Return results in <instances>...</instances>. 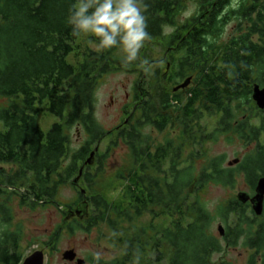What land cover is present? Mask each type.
Segmentation results:
<instances>
[{
	"label": "trees",
	"instance_id": "trees-1",
	"mask_svg": "<svg viewBox=\"0 0 264 264\" xmlns=\"http://www.w3.org/2000/svg\"><path fill=\"white\" fill-rule=\"evenodd\" d=\"M188 1L197 9L178 24ZM240 1L232 8V0H143L149 42L169 53L171 63L167 68L153 61L150 73L149 66L140 68L146 48L131 64L119 48L85 50L81 62L71 64L79 38L66 17L77 0H0V162L14 165L0 173V264L25 258L21 226L13 225L14 201L32 208L55 204L66 185L82 186L76 206L83 210L69 228L90 231L105 224L110 240L122 246L120 257L100 264H226L213 259L224 248L221 240L227 247L243 241L254 252L249 264H264V209L258 215L231 199L214 214L202 199L209 185L233 187L241 175L253 196L264 177V109L253 98L254 86L264 84V0ZM234 18L238 30L220 44ZM117 69H137L139 79L129 120L107 131L96 118L95 95L101 78ZM188 78L189 87L175 91ZM41 108L59 119L48 132L36 122ZM205 117H219V127L209 133L201 123ZM168 127L178 135L160 143L147 132ZM73 129L86 136L78 148ZM227 132L256 144L234 166L204 148ZM107 139L106 150L96 151ZM119 142L127 145L132 164L101 188L102 158ZM116 185L120 198L110 200L107 188ZM68 207L70 216L74 206ZM145 215L151 220L140 224ZM217 218L225 228L221 239L212 230ZM59 234L60 228L51 241Z\"/></svg>",
	"mask_w": 264,
	"mask_h": 264
},
{
	"label": "rangeland",
	"instance_id": "rangeland-1",
	"mask_svg": "<svg viewBox=\"0 0 264 264\" xmlns=\"http://www.w3.org/2000/svg\"><path fill=\"white\" fill-rule=\"evenodd\" d=\"M235 0H232V5L235 6ZM236 8V6H235ZM197 9V4L193 1H188L180 16H178V24L183 23L189 16H191ZM236 10V9H235ZM171 27L168 28V31ZM238 30L237 19H231L229 23L224 26V33L218 40L220 44L228 42ZM89 34H81L78 39L79 48L75 52L68 56V61L71 64H77L81 62L83 58V51L92 50L87 41L89 40ZM92 38V37H91ZM143 48L144 50L142 61L146 60L149 66V72L154 71V67L157 64H151L153 61H157L162 67H165L170 61L169 53H166L164 49L159 46H153L147 41ZM142 48V49H143ZM122 53V51H119ZM156 63V62H153ZM151 64V65H148ZM138 69V68H137ZM112 70L103 78L96 89V102L94 112L99 123L107 130L113 131L124 124L130 118V113L134 106L135 95V83L139 79V70ZM136 71V72H135ZM183 81L180 82V84ZM217 118L205 117L202 120L203 125H207V131L213 132L217 127ZM59 121V119L44 111L42 108L39 114L36 116L37 124L45 131L48 132L52 125ZM158 139V142H163L165 137H176L178 135L177 130L169 128L164 132H157L155 129L147 130ZM73 139V147H80L86 136L83 132H78L76 129L71 131ZM116 133H113L115 136ZM107 144H110V140L107 139L100 143L98 151L103 152L107 148ZM256 144H246L236 133L227 132L219 133L214 140H210L206 143L205 147L209 155H223L225 157V165L228 166L230 161L235 159H242L245 155L250 153ZM96 160H94L95 162ZM102 164L104 167V175L100 179L99 184L101 188L108 186L112 180L116 179L118 173H126L132 164L130 151L127 145L123 142H119L116 145H112V148L108 151V156L102 158ZM204 163L203 158L200 159L198 166ZM236 165V164H235ZM234 166V165H233ZM14 165L0 162V173L4 169L9 172ZM116 187V188H115ZM114 190L107 188L106 194L110 200H118L121 194V188L114 186ZM82 189L80 185L76 189L71 185L63 186L60 189L57 202L49 205H37L36 207H28L20 205L17 201H14L13 211L14 220L13 225L21 226L22 237L20 242L21 253L26 258L37 250H43L45 254V264H78L77 259L85 260V264H91L90 258H93L94 254H99L102 260H113L120 257L123 254L122 246L112 242L111 231L105 224L93 227L90 231L84 230H71L69 228V221L72 219L68 215L69 205H72L74 211L78 208L79 204L78 191ZM241 192L251 193V189L243 175L237 177L235 185L223 186L219 184H211L202 193V199L209 208V210L216 214L218 207L222 204H226L231 199H238V194ZM255 195V194H254ZM79 207V206H78ZM76 209V210H75ZM151 220L150 215H145L140 219V224L148 223ZM161 219H157L156 222H160ZM222 224L221 219L217 218L213 223V233L222 238L218 227ZM60 228V234L57 236L56 243L51 241V237ZM48 241H51V245L47 246ZM223 244V250L216 253L213 259L216 262L226 264H249V259L252 257V249L244 247L243 241H240L237 246L227 247L224 240H221ZM70 249H74L77 253V258L73 261L65 260L63 254Z\"/></svg>",
	"mask_w": 264,
	"mask_h": 264
},
{
	"label": "clouds",
	"instance_id": "clouds-1",
	"mask_svg": "<svg viewBox=\"0 0 264 264\" xmlns=\"http://www.w3.org/2000/svg\"><path fill=\"white\" fill-rule=\"evenodd\" d=\"M146 11L143 0H77L66 23L75 38L89 34L87 43L93 51L119 48L124 53V62L131 64L137 61L141 49L151 38ZM93 259L100 264L98 253Z\"/></svg>",
	"mask_w": 264,
	"mask_h": 264
},
{
	"label": "water",
	"instance_id": "water-1",
	"mask_svg": "<svg viewBox=\"0 0 264 264\" xmlns=\"http://www.w3.org/2000/svg\"><path fill=\"white\" fill-rule=\"evenodd\" d=\"M190 78L186 79L183 83L179 84L177 87H175V91L179 90V89H183L186 88L189 84H190ZM253 98L256 101L258 107L260 109H264V84L262 86H260L259 84H256L254 86L253 89ZM96 151L98 150V148L95 149ZM95 155V151H93L91 153V157L88 160V163H92L93 162V157ZM240 159H235L233 161L229 162V166H233L237 163H239ZM80 174H82V170L80 171ZM79 178L76 179L75 182H78ZM84 192V190H82ZM255 195L251 196L249 193L247 192H241L238 194V200L243 202V203H247L248 201H250L253 204V209L254 211L260 215L263 212L264 209V177H262L257 186H256V190H255ZM85 207H87V203H85ZM77 209L75 212L76 214L78 213ZM218 230L220 232V234L223 236L225 233V228L222 224L219 225ZM63 257L65 260L68 261H73L77 258V253L74 249H70L67 250L64 254ZM77 263L78 264H85V260L83 259H77ZM21 264H45V254L43 250H37L34 253H32L31 255L27 256L26 258H24L23 262Z\"/></svg>",
	"mask_w": 264,
	"mask_h": 264
},
{
	"label": "flooded vegetation",
	"instance_id": "flooded-vegetation-1",
	"mask_svg": "<svg viewBox=\"0 0 264 264\" xmlns=\"http://www.w3.org/2000/svg\"><path fill=\"white\" fill-rule=\"evenodd\" d=\"M235 4H236L235 6H237V7H241V4H242V3H241L240 0H235ZM231 5H232V3H231ZM235 6H234V7H235ZM231 7L233 8V6H231ZM170 67H171V63H170V61H169V62L167 63V68H170ZM191 82H192V80H190V84H191ZM190 84H189V85H190ZM189 85H188L187 87H189ZM187 87L184 88V89H187ZM245 119H246V116H243L240 120H245ZM216 122H217V127H219V126H218V125H219V124H218V122H219V117L217 118ZM237 123H238V121L235 120L234 125H237ZM251 196H252V195H251ZM246 204H247V206H248L249 208H251V209L253 208V204H252L250 201H248ZM78 209H79V208H78ZM82 210H83L82 208H80V209L78 210V213H79L78 215L81 214ZM75 215H76V213H72V214H70V216H71L72 218H74ZM249 250H250V249H249ZM252 251H253V250H252ZM253 253H254V252H253ZM253 253H252V254H253Z\"/></svg>",
	"mask_w": 264,
	"mask_h": 264
}]
</instances>
